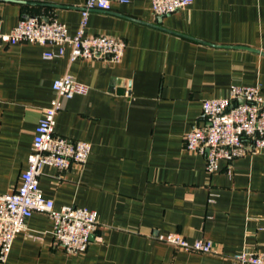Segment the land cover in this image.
I'll return each mask as SVG.
<instances>
[{
	"label": "crops",
	"instance_id": "0c3cea01",
	"mask_svg": "<svg viewBox=\"0 0 264 264\" xmlns=\"http://www.w3.org/2000/svg\"><path fill=\"white\" fill-rule=\"evenodd\" d=\"M86 0H0V32L24 17L56 20L70 36ZM45 21V22H48ZM84 35L121 40L118 63L69 61L70 49L20 43L0 48V194L21 185L52 83L70 75L89 91L63 99L55 134L90 145L83 166L45 168L39 188L56 207L95 213V240L79 255L52 239L53 223L34 213L14 238L5 264H233L232 255L264 251V149L209 175L185 136L203 126L202 102L232 85L261 87L264 98V0H193L155 18L150 0L112 2L91 11ZM210 241L219 255L166 242Z\"/></svg>",
	"mask_w": 264,
	"mask_h": 264
},
{
	"label": "built area",
	"instance_id": "2783aa9c",
	"mask_svg": "<svg viewBox=\"0 0 264 264\" xmlns=\"http://www.w3.org/2000/svg\"><path fill=\"white\" fill-rule=\"evenodd\" d=\"M129 0H86L81 8L80 28L70 36L64 24L56 20L45 22L38 17H24L7 34L0 32V48L20 43L53 46L57 53H44L52 59L70 49L69 61L76 59L104 60L118 63L124 53L121 40L100 35H84L86 19L91 11H109L112 2L126 4ZM155 18H162L190 5L193 0H150ZM54 98L42 109L35 128L27 169L21 175V185L9 194H0V264H5L15 236L26 227L34 214L47 215L52 223V239L55 247L64 253H84L98 230L94 212L74 205L56 207L45 199L39 188L45 168L59 172L68 171L71 165L83 166L90 154V145L72 141L55 134V118L63 99L86 95L89 88L78 83L70 75H64L52 83ZM262 88L232 85L225 98L202 102L203 126H194L184 139L185 150L203 157L209 175L219 170V163H226L230 172L231 163L248 154L264 149V98ZM164 241L186 252L219 255L210 241L195 240L188 243L181 236L170 234ZM233 264H264V251H242L229 257Z\"/></svg>",
	"mask_w": 264,
	"mask_h": 264
},
{
	"label": "water",
	"instance_id": "95a60500",
	"mask_svg": "<svg viewBox=\"0 0 264 264\" xmlns=\"http://www.w3.org/2000/svg\"><path fill=\"white\" fill-rule=\"evenodd\" d=\"M45 21H48V19H45Z\"/></svg>",
	"mask_w": 264,
	"mask_h": 264
}]
</instances>
